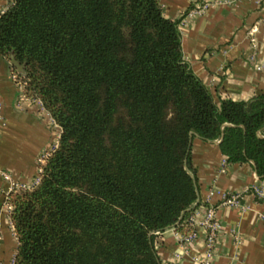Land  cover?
I'll list each match as a JSON object with an SVG mask.
<instances>
[{
	"label": "trees",
	"instance_id": "trees-1",
	"mask_svg": "<svg viewBox=\"0 0 264 264\" xmlns=\"http://www.w3.org/2000/svg\"><path fill=\"white\" fill-rule=\"evenodd\" d=\"M181 20L159 0L0 11V57L25 64V92L61 126L39 181L9 193L15 264H171L157 231L189 230L195 133L264 178V91L218 101L184 57Z\"/></svg>",
	"mask_w": 264,
	"mask_h": 264
},
{
	"label": "crops",
	"instance_id": "crops-1",
	"mask_svg": "<svg viewBox=\"0 0 264 264\" xmlns=\"http://www.w3.org/2000/svg\"><path fill=\"white\" fill-rule=\"evenodd\" d=\"M11 1L0 0V11ZM159 1L165 15L182 18L184 57L218 101L248 99L264 91V0H227L201 12L191 10L192 0ZM13 65L10 55L0 57V167L30 185L41 153L58 140L61 126L38 98L20 87ZM191 152L199 183L198 234L186 240L188 230L176 227L157 233L159 256L166 263L198 264L207 232L200 221L212 203L221 225L212 264H264V198L253 191L256 186L264 191V178L252 161L228 163L219 139L195 133ZM9 192L10 184L0 174V264H15L19 243L5 205ZM235 192L241 193L239 205L222 202L224 194Z\"/></svg>",
	"mask_w": 264,
	"mask_h": 264
},
{
	"label": "built area",
	"instance_id": "built-area-1",
	"mask_svg": "<svg viewBox=\"0 0 264 264\" xmlns=\"http://www.w3.org/2000/svg\"><path fill=\"white\" fill-rule=\"evenodd\" d=\"M192 1L194 2L195 5L191 10L196 11V12H201L213 3L226 2L227 0H192ZM13 76L15 77L17 82L19 83L20 87L24 89L23 82H22L21 78L19 77V75L16 72H14ZM38 100L40 101L43 108L46 109L44 107L42 101L39 98H38ZM50 116H51V114H50ZM51 118L54 122H56L52 116H51ZM57 142H58V140H56L50 147L46 148L41 153V155L39 157V162H40L39 172H38V175L34 178V183L39 181L40 173H41L42 168H43V164H44L47 156L57 146ZM0 174L10 184V192L12 190H16V189H19L21 187L29 186V185L22 183L20 180H18L15 176V173L11 170L4 169V168L0 167ZM253 191L260 198H264V191L259 186L254 187ZM214 193H215V190H212L210 192V195L212 196ZM240 196H241L240 192L227 193V194L223 195L222 202L232 204V205H239L240 204V200H239ZM5 205H6V209L8 210V213H9V218L11 220V210L13 208V204L10 201L9 194L7 195ZM205 208H206L205 209V216H204V219H202L200 221V223L205 226L207 232H206V238H205L204 251L200 256L196 257L198 264H212V257L214 255L215 244H216L218 233H219L220 226H221L219 219L217 217L216 205L212 204V203H208ZM243 208H245V206H243ZM262 217L264 219V214L262 215ZM196 223H197V221H196V216H195V211H194L191 214V216L189 217V221H188V225L190 226L189 230L184 235L186 240H192L197 236L198 232H197V229L195 228ZM159 232L160 231H157V233H159Z\"/></svg>",
	"mask_w": 264,
	"mask_h": 264
},
{
	"label": "water",
	"instance_id": "water-1",
	"mask_svg": "<svg viewBox=\"0 0 264 264\" xmlns=\"http://www.w3.org/2000/svg\"><path fill=\"white\" fill-rule=\"evenodd\" d=\"M10 58H11V62L17 67V69L20 71V72H25V69H24V66L25 64L24 63H21L16 57H15V54L14 53H10ZM196 207V204L193 205V208Z\"/></svg>",
	"mask_w": 264,
	"mask_h": 264
},
{
	"label": "rangeland",
	"instance_id": "rangeland-1",
	"mask_svg": "<svg viewBox=\"0 0 264 264\" xmlns=\"http://www.w3.org/2000/svg\"><path fill=\"white\" fill-rule=\"evenodd\" d=\"M22 73V72H21ZM22 80V79H21ZM32 184H30L29 186H31ZM13 191V190H12ZM10 196V195H9Z\"/></svg>",
	"mask_w": 264,
	"mask_h": 264
}]
</instances>
